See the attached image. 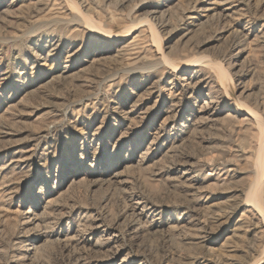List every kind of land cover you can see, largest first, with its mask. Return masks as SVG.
Returning <instances> with one entry per match:
<instances>
[{
    "label": "rangeland",
    "instance_id": "rangeland-1",
    "mask_svg": "<svg viewBox=\"0 0 264 264\" xmlns=\"http://www.w3.org/2000/svg\"><path fill=\"white\" fill-rule=\"evenodd\" d=\"M87 23L129 34L108 43ZM157 53L177 64L202 60L200 74L212 88L230 87L233 100L220 105L218 122L193 134L185 129L183 117L208 99L204 91L190 103L186 93L155 134L171 78L161 69L144 72ZM161 78V96L148 102L146 118L122 123L115 107L148 99ZM236 101L264 129V0H0V264H21L19 200L35 203L39 180L65 188L96 160L119 155L130 157L118 167L128 168L126 192L92 185L99 174L88 173L62 194L58 219L49 224L64 233L76 228L77 242H38L31 264H257L264 221L240 203L254 184L264 211V178L253 173L259 134L242 116L224 118ZM139 155L144 161L136 165ZM186 163L196 190L179 184L177 165ZM135 201L155 205L158 214L135 224ZM152 218L164 223L156 234ZM96 222L116 231L118 240L107 244L115 256L91 249L105 235L92 233Z\"/></svg>",
    "mask_w": 264,
    "mask_h": 264
},
{
    "label": "bare ground",
    "instance_id": "bare-ground-1",
    "mask_svg": "<svg viewBox=\"0 0 264 264\" xmlns=\"http://www.w3.org/2000/svg\"><path fill=\"white\" fill-rule=\"evenodd\" d=\"M87 25L95 31L94 32L95 36L104 38L105 41L112 44L126 40L129 34V32H127L128 34L126 35L118 34V33H106L101 31L100 29H97L90 23H87ZM157 54H158L157 61L154 64L150 65L149 67L145 68L144 72H152L157 69H161L166 76H170L171 78L167 83H165L168 86L166 87V89H168L170 92V95L168 97L169 98L168 107L166 110H164L166 117H164L163 120L161 121V124L159 125L160 127L156 129L155 134H158L162 126L172 121L174 116H176L178 107L180 105V99L183 98L186 93H189L188 98L190 103L196 101L204 91H207L206 96L208 99L202 101L201 104L196 106L195 109L193 108L189 116L183 117L182 120L185 129L187 130L191 129V133L193 134L200 132L199 130L203 128L205 125H207V123L218 122L219 121L218 117L221 113L220 105L225 106L226 103H228V101L230 102L233 100L230 87L219 86L218 88L216 87L212 88L210 86L212 85V81L208 80V77L201 76L200 74L201 69L203 67H206L207 65V63H205L202 60L186 61L184 63L177 64L167 60L166 57L163 56L162 54L160 53ZM221 82H223V79ZM163 83H164V79L161 78L155 81L151 85V87L149 88V92L147 91L149 93L148 99L132 101L129 104L121 103L117 107H115L117 113L121 114L122 123L127 121L129 125L128 127H131L130 125H133L136 122L138 123L142 119H145L149 110V108L146 105L148 104V102L151 101L153 97L159 98L161 96L162 93L161 87L164 86ZM235 104L237 105V107L236 108L230 107V109H228V111L224 114V118L235 119L238 116H242V119L240 120L242 123H244L246 126L253 127L258 131L259 141L257 143L258 146H257L256 154L254 155L255 161H254L253 173L256 175L254 176L260 178L259 180L261 181L262 178H264V129L262 128L260 121L258 120V118H256V115L254 114L252 109L247 107L242 102L237 103L236 101ZM237 152L242 153L240 149H237ZM143 156L139 155L137 157V161H135L136 165H140L144 161ZM121 158L123 157L119 155L117 159L112 161L108 157L106 158L103 156L102 158L96 160L93 165H90L91 166L90 170L87 171L86 169L77 173V175L74 174L75 178L74 177L71 178V180L67 183L65 188H62V185L57 181L52 185L49 182V180L45 179L44 182L39 180L37 184L36 196L34 198L36 202L35 203L32 202L33 200L31 198H27V199L24 198L23 200H19L18 207L19 209H22L19 211L21 242L17 244H22V245L16 247L15 251L17 252V257H19L18 260L21 261V264H31L32 259L35 256L37 250L35 244L38 242L41 241L44 242L49 238L52 239V242L54 241V242L63 243L64 246H69L77 242L78 239L76 234L77 233L76 228L69 229L67 230L66 233H64L60 230V228L58 229L55 228L54 230H52L51 228L49 230L50 228L49 224H53L56 221V219H58V216L56 217L55 214L56 212H58L59 206L61 205L60 203L61 201L59 198H61L62 194L66 190L73 188L79 183L85 182L88 173L92 172L93 174H99L98 178L91 181L92 185L101 186L105 184V185H109V187L113 185V186H117L118 190H120L121 192L122 191L126 192L124 191L125 188H123L122 186H124L127 183V179L124 171L128 168L124 166L123 171H118L119 164L121 163L120 162ZM128 158L130 159V157ZM128 158L125 159L127 160ZM125 159H121L122 162L125 163L124 161ZM21 161L22 159L19 158L17 160H13L12 163L18 164V162L20 163ZM98 165L99 166L103 165L104 168L103 169L101 168L98 169L97 167L95 168V166ZM177 166H178L177 172L179 174L177 178L179 179V184L183 185L184 189L187 188L189 190H196L194 188L197 185V179H195L194 176L191 175L192 166L188 165L187 163L179 164ZM62 179H64V177H62ZM256 181H258V179H256ZM258 184L260 185L261 183L257 182L256 188H258ZM253 185L245 189L244 192H241V195H243L244 199L240 203V205L241 206L243 205L245 207H250L252 210L256 211V213L259 215L261 220L264 221V211L261 207V202L259 201L258 197H256L257 196L256 194L259 191H257L255 194L254 190H256L255 189L256 185L254 186ZM253 194H255V196H253ZM249 197L251 198L250 200ZM27 205H29V207L24 209V207ZM154 206H147L141 201H135L134 203H132L131 216L133 217L134 223L140 224L142 220L146 222V220L149 219L150 215L154 216L158 214V212L154 210L155 209ZM157 219L158 218H152L151 220H149L150 222L149 225L152 228H155L154 230L151 231L152 234L158 233V228L162 226V224H164L161 221H157ZM178 220L184 221L186 220V218L181 217ZM170 228L171 227L168 226L167 229ZM94 232H101L103 235L104 234L105 235L102 237H97L93 242V244L92 245L90 244L91 249L94 251H98L100 253L104 251L103 252L104 254L105 253L108 254L106 257L115 256V253L110 252L111 250H109L107 244L109 242L115 243V241L118 240V235L115 234L116 231L108 227H105L100 222L99 223L96 222L92 226V233ZM107 250L109 251L108 253ZM137 257L138 255L136 254H130L128 258L134 259ZM131 262L132 261L130 259H124L121 261V264H132ZM263 262H264V258L260 260L257 264H263ZM74 264H83V263L80 258H76L74 259ZM137 264H142V263H137Z\"/></svg>",
    "mask_w": 264,
    "mask_h": 264
}]
</instances>
